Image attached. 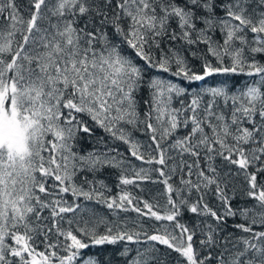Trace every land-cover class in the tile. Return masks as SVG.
I'll use <instances>...</instances> for the list:
<instances>
[{
    "label": "snow or ice",
    "instance_id": "6c2138e0",
    "mask_svg": "<svg viewBox=\"0 0 264 264\" xmlns=\"http://www.w3.org/2000/svg\"><path fill=\"white\" fill-rule=\"evenodd\" d=\"M0 264H264V0H0Z\"/></svg>",
    "mask_w": 264,
    "mask_h": 264
},
{
    "label": "trees",
    "instance_id": "16d2710c",
    "mask_svg": "<svg viewBox=\"0 0 264 264\" xmlns=\"http://www.w3.org/2000/svg\"><path fill=\"white\" fill-rule=\"evenodd\" d=\"M213 81H219V80H222V79H224V77H213V78H211ZM235 79H237V80H242V79H244L243 77H237V78H235ZM131 215H134V214H131ZM185 219L187 220L188 219V217L186 216L185 217ZM97 249H95V248H93V249H91L90 251H96ZM161 250H163V248L161 249ZM108 251H114L113 249H111L110 247L108 248Z\"/></svg>",
    "mask_w": 264,
    "mask_h": 264
}]
</instances>
